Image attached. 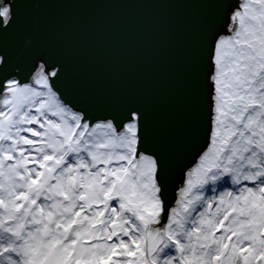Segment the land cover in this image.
Instances as JSON below:
<instances>
[{
	"label": "snow or ice",
	"instance_id": "1",
	"mask_svg": "<svg viewBox=\"0 0 264 264\" xmlns=\"http://www.w3.org/2000/svg\"><path fill=\"white\" fill-rule=\"evenodd\" d=\"M24 2L0 0V264H264V0H186L211 10L168 145L140 102L6 52Z\"/></svg>",
	"mask_w": 264,
	"mask_h": 264
},
{
	"label": "water",
	"instance_id": "2",
	"mask_svg": "<svg viewBox=\"0 0 264 264\" xmlns=\"http://www.w3.org/2000/svg\"><path fill=\"white\" fill-rule=\"evenodd\" d=\"M4 38L8 53L31 43L62 60L66 87L106 104L132 99L157 140L176 141L190 117L200 37L211 6L186 0H34Z\"/></svg>",
	"mask_w": 264,
	"mask_h": 264
}]
</instances>
